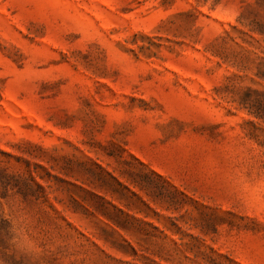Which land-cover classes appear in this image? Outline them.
I'll use <instances>...</instances> for the list:
<instances>
[{
    "label": "rangeland",
    "instance_id": "obj_1",
    "mask_svg": "<svg viewBox=\"0 0 264 264\" xmlns=\"http://www.w3.org/2000/svg\"><path fill=\"white\" fill-rule=\"evenodd\" d=\"M0 264H264V0H0Z\"/></svg>",
    "mask_w": 264,
    "mask_h": 264
}]
</instances>
